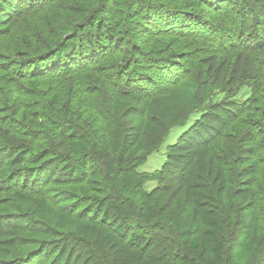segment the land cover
Returning <instances> with one entry per match:
<instances>
[{"label": "rangeland", "instance_id": "obj_1", "mask_svg": "<svg viewBox=\"0 0 264 264\" xmlns=\"http://www.w3.org/2000/svg\"><path fill=\"white\" fill-rule=\"evenodd\" d=\"M230 1H232L229 4L230 9L219 13L214 8H209V2L206 0H52L47 4L40 5L38 9L24 6L14 23L11 18L5 19L6 23H3L4 25L10 24V30L0 36V80H5L7 75L10 77L9 73H11L18 82H26L27 78L19 76V69L24 68L22 65H29L28 61L31 58L56 48L66 37L74 38L76 43L80 41L84 33L91 37L88 25L92 21L100 19L106 26L103 33L104 42L101 40L94 42L92 39L95 37H91L90 40H87L86 46L78 52V56H81L82 60L86 56L91 58L87 62L82 61L87 66L76 68L75 71L47 73L45 76L55 78H45L41 81L42 84L53 85L54 80L52 79H56L63 87L62 93L64 91L66 95L71 96L73 107H76V110H70V114L74 115L73 121L75 122L73 124L66 123L62 129H59L58 125L52 123L55 136L50 134L51 139L47 140L46 144L43 143L44 148L52 153L57 152L60 156L59 159L67 158L69 152L66 143L68 142V133H70L68 127L71 128L73 125L79 133L92 138L91 152H97L98 159L88 162L89 174L86 177L76 178L70 183L58 181L60 180L58 178L59 168H62L63 163L55 164V177L58 180L53 187L73 190L79 195V200L54 203L48 202L44 196H40V203L32 200L30 203L33 204V207L39 206L38 214L33 213L40 220L39 222L45 220L55 227L59 222V226L62 228L71 226L73 220L70 218L73 217H61L56 211L71 210L69 214L73 215L72 209L77 205L88 206L89 202L85 198L89 194L95 193V188L101 184V181L106 180L104 177L106 175V177L109 176L111 179L114 177L118 180L121 188H127L130 185L123 192L124 194L120 193L124 199L133 198L131 196L133 188L136 184L139 185L140 194L137 195V198L146 201L145 207L142 208L146 211L142 212L140 207H143V204L139 202L137 216L146 222L145 228L151 233L156 230V225L164 228L163 236L155 243L160 246V249H164L172 242L173 247L168 251L171 264H193L192 261L196 264H216L213 262V256L209 250L193 249L189 243L180 240L172 223L171 213L174 211L183 212L187 219L195 213L199 215L221 213L224 215L222 218L226 231L223 237L224 260L220 264H264V201L260 200L255 205V181L257 180L259 190H262L264 184L262 179L255 176L256 159L253 152L247 145L243 146L244 151L240 153V159L236 163V172L239 171V173L237 172L233 176L225 168L224 178L221 179L222 185L217 182L218 176L221 175L220 166L209 168L210 160L207 152L212 149L215 143L221 142V148L227 147L229 144L223 142L224 139L220 136L211 139L205 146L204 144L207 142L205 138L201 140L202 143L200 140L183 143L187 138H181L191 130L194 121L200 117V115H195L190 121H187L189 113L197 104L203 102L204 105L213 93V89L226 91L227 96H233L239 92L237 98L241 101L250 96L254 97L255 95L252 93L256 89H264V79L253 83L248 75L241 76L242 71L232 78L228 73L224 78L219 73L218 67L220 68L221 65L217 64V60L224 59V57L228 65L230 63V65H239L241 62V65L246 63L250 67L255 65V57L257 58L255 51H250L255 50L251 46L252 43L247 47L244 44L249 49L244 48L243 50L244 46L236 44V40H234L233 42L238 46L226 50V53L223 54H219L215 48L212 49L215 44L218 45L227 39V33H219L216 29L230 27L228 16L239 13L246 19L245 15L250 8L249 5L242 0H228L227 2ZM161 7L166 8V14ZM139 10H145V13L138 16L137 11ZM171 11H174L173 16L182 15L178 24L174 17H172L174 21L171 22L172 20L169 18ZM186 12L189 13L186 14ZM195 14H199V18L193 17ZM204 18L215 23L214 29L217 33L214 38L205 39L202 35L208 31L209 27V22ZM248 19L250 21L252 19L250 14ZM249 24H253V22H249ZM74 25L77 28L73 29ZM195 25H198L200 30ZM1 27L3 25H0ZM260 40L262 45L264 38L260 37ZM136 52L143 55L138 58L135 55ZM231 55H233L232 59ZM227 57L228 59H226ZM43 59H46L43 61L45 65H60L58 63L50 64L48 58ZM151 59H155L153 60L155 65H161L164 68L161 73L163 80H159L158 85L152 86L151 90L138 88L137 83L141 79L140 75L145 73L140 70L143 69L141 61L146 60L150 65H153ZM35 64L38 65V62ZM5 66L8 68L6 69ZM155 68L157 69V67ZM33 69L30 72H34ZM27 70H31L30 66H27L26 72ZM226 70L225 72H227ZM32 75L29 74V76ZM243 84L245 85L241 89L236 88ZM252 84H255L254 88H251ZM11 85L2 84V88L15 89L11 92H16L15 96L19 99L20 95L17 93L19 91H17L16 85L12 83ZM120 90L133 93L127 96L119 92ZM30 95L23 92L21 98ZM215 101L217 100L214 99ZM99 103L104 104L114 115L124 119L127 144L122 154H118L112 149L113 139L110 129L113 126L99 116ZM5 104L7 105L6 102ZM9 104L8 107H12V103ZM53 104L51 105L54 108L56 105ZM67 104L68 98L67 102L62 103L61 109L64 112H68ZM50 111L53 112L50 114L52 120H57L53 118L54 110ZM13 114L10 109L8 113L4 112L2 115L10 117V119L17 116L18 120H22L23 111L14 116ZM62 118L67 119V117ZM35 123L34 127L30 128L31 131L50 133V129L43 128L45 120L41 119ZM233 123V120H227L222 125L225 126L223 131L229 132ZM175 125L178 126L168 134L170 128ZM36 135L38 134H33V136L39 137ZM165 137L167 138L162 145ZM171 146L176 149L175 154L172 155L170 154ZM159 147L161 149L158 152L151 155L148 161L143 162L142 156L148 150H158ZM167 150L168 157L174 165L172 167H170L171 164L164 165L168 159ZM25 151L21 152L24 153V156L15 154L7 160L1 158L4 166L2 171L0 169V174L21 171L28 167L33 168L28 164L30 156L28 151ZM260 154L258 153L257 156ZM104 169H106L105 174H103ZM50 171L51 168H48L46 175L41 179L46 177ZM175 171H181L177 174H181L178 179L189 172H194L199 185H202L203 188L195 190L193 197L186 196L184 191L177 192L178 190L175 192L172 190L169 193H152L159 186L163 185L162 189L170 186L168 179ZM37 182H41L39 185L47 184L46 187L50 185L48 179L47 182L45 181L46 183L44 179ZM192 182H196V177ZM106 183V192L109 195H116L115 191L111 190L110 184L107 181ZM232 183L233 185H231ZM145 194H152V196L148 200ZM101 195L106 197L105 194ZM259 196L261 199L263 195ZM111 203L114 204L113 201ZM232 205L238 207L239 212L241 208V212L247 215L245 224H241V220L236 221V209ZM3 212L8 214L10 210L6 209ZM144 212L148 213L146 217ZM78 213L81 214L79 210ZM137 216L133 218L134 221L138 220ZM93 221L97 222L96 219ZM72 226L77 225L73 224ZM72 228L75 229V227ZM112 228L113 225L105 228L110 236L109 242L105 240L107 242L105 244L110 245L115 242L113 247L116 259L125 260L124 262L128 264L138 262L140 253L137 250L135 253L129 251V247L123 240L118 236H112ZM210 228L208 225H202V229ZM150 239L153 242L152 236ZM23 243L17 249L16 255H23L21 257L28 259L27 256L37 250V246ZM122 247L125 249L122 250ZM9 248H12V244ZM155 253L150 251L152 255ZM201 256L204 257V263H201ZM12 257L0 260V264H10V261L16 258ZM0 258H5V256L0 255Z\"/></svg>", "mask_w": 264, "mask_h": 264}, {"label": "trees", "instance_id": "obj_2", "mask_svg": "<svg viewBox=\"0 0 264 264\" xmlns=\"http://www.w3.org/2000/svg\"><path fill=\"white\" fill-rule=\"evenodd\" d=\"M49 1L52 0H0V25H3V27L0 28V36L8 33L10 30V24L4 25L3 23L7 17L11 18L12 23H14L24 6L38 9L40 5L47 4ZM206 1L209 2V8H214L215 11L219 13L228 11L230 9L229 4L232 2H227L228 0ZM242 2L248 4L250 7L245 15L246 19L239 13L228 16L230 27L228 29H216L219 33H227V39H225L226 41L223 40L218 45L215 44L212 49L215 48L219 54H223L226 53V50L238 46L235 45L233 42L234 40H236V44H242L243 46L245 44L246 47L252 43L251 46H253L255 50L250 51H255L258 58L255 57L256 67L255 65L250 67L246 63L241 65V62L239 65H230V63L229 66L228 63L225 62V57L224 59L217 60V64L221 65L220 68L218 67V70L223 78L226 76V73L232 78L242 71L241 76L248 75L254 83L257 80L264 79V43L261 45L260 40V37L264 38V0H242ZM18 9L19 11L17 12ZM161 9L165 14L167 13L166 8L161 7ZM137 12V15L141 16L145 13V10H139ZM173 12L174 11L170 12L169 18H171V22L174 21L172 17L176 18L178 24L182 19V15L173 16ZM188 13L189 12H186V14ZM165 14H163V16H165ZM249 14L252 16L251 21L248 19ZM193 17L199 18V14L193 15ZM201 17L202 15L200 18ZM204 19L209 22V27L208 31L202 35L205 39L214 38L215 33H217L214 29L215 23L207 18ZM249 22H253V24H249ZM104 27L106 28L105 23L100 19L92 21L88 25L90 33L92 34L91 37H95L92 41H105L103 38V33L105 32ZM195 27L199 29L198 25H195ZM74 28H77V26L74 25L73 29ZM249 29H251L250 32H248ZM91 37L87 35V33H84L77 43L74 38L66 37L56 48L40 56L31 58L28 61L29 65H22L24 68L19 69V76L27 78L26 82L16 81V78H13V74L11 73H9V75H11L10 77L7 75L5 80H0V169L2 171L4 166V164L2 165V159L7 160L15 154L24 156V153H21L24 150H26L25 152L28 151L30 156L28 164L33 167H28L21 171L2 172L0 174V255L5 256V258H0V260L9 259L12 256L19 258H14L16 260L12 259L10 264H128L124 262L125 260L119 261L118 258L116 259V253H114L113 247L115 242L110 245L105 244L107 243L105 240L108 242L110 240L108 232L105 231V228L109 225H113L111 230L112 236H118L119 239L123 240L129 247V251L135 253V250H137L140 253L137 259L138 262L135 264H171L168 251L173 247L172 242L170 246L166 245L164 249H160V246H157L155 243L156 240H159L160 237L163 236L164 228L160 225H156V230L151 233L145 228L146 222L137 216V211H139L137 204L139 202L143 204V207H140L143 212L144 209L142 208L145 207L144 204L146 203L143 199L137 198V195L140 194L138 190L139 185L136 184L133 188V193L131 195L133 198L128 197L124 199L120 193L124 194L123 192L127 190L130 185L127 188H121L118 184V180L114 179V177L111 179L109 176L106 177V175H103L106 173V169H104L103 174H101L106 180H104V182L101 181V184L95 188V193L89 194L85 198V200L89 202L88 206L83 205L82 207L77 205L72 209L73 215L69 214L71 210L62 209L56 211L61 217H73L70 218L73 220L71 226L62 228L59 226L58 222V226L55 227L52 223L45 220L39 222L40 220L34 215L38 214L39 206L33 207V204L30 202L32 200L39 202V199H41L40 196H44L48 202L54 203L79 200V195H77L75 191L65 188L56 189L53 187L58 180L57 177H55V164L60 165L61 162L63 163L62 168H59L58 178L60 180L58 181L70 183L76 178L80 179L86 177L89 174L88 162L98 159L97 152H91V147L93 146L92 138L87 137L88 135L85 136L79 133L75 130L76 128H74L73 125L71 128L68 127L70 133H68V142L66 143L69 152L67 158L61 157V159H59L60 156L57 152L52 153V151L44 148L45 145H43V143L46 144L47 140L51 139L50 134L55 136L53 124L58 125L59 129H62L63 125L66 123L70 125L75 122L73 121L74 115L70 114V110H76V107H73L71 96L66 95L64 91L62 93L63 87L56 79H52L54 80L53 85H45L42 84L41 81L45 80V78H55L45 76L47 73L68 72L70 70L75 71L76 68L79 69L87 66L84 63L91 58L86 56L85 59H83L85 62L82 63V57L78 56V52L86 46L87 40H90ZM210 45H212V42H210ZM245 46L242 47L243 50L246 48ZM135 55L140 58L143 54L136 52ZM228 57L226 59H228ZM43 58H48L50 64L58 63L60 65H45L43 61L46 59ZM156 58L159 59V57ZM232 58L233 55H231V59ZM153 60V65H150L146 60L141 61L143 69L140 70L145 71V73L140 75L141 79L137 83L138 88L151 90L152 86L156 87L158 85L159 80H163L161 73L164 68H162L161 65H155ZM37 62L38 65L35 64ZM27 66H30L31 70H27L26 72ZM5 67L6 69L8 68V66ZM155 67H157V69ZM32 69L34 72H30ZM225 70L227 72H225ZM29 74L33 75L29 76ZM11 83L16 85L15 87H17L16 89L19 91L17 93L20 95L19 99L15 96L16 92H11L15 89L8 90L6 87L4 89L2 88V84H5V86H12ZM244 85L245 84L239 85L236 88L241 89ZM254 85L255 84H252L251 88H254ZM23 92L31 95L21 98ZM119 92L127 96L133 93L127 90L126 92H124V90H120ZM148 93L151 94L150 92ZM238 93L239 92L233 96H227L226 91H215L213 89V93L205 101L204 105L203 102L197 104L189 113L187 121H190L195 115H200V117L194 121L191 130L181 138H187L183 143L188 141L195 142L196 140H200L201 142V140L205 138L207 139V142L204 144L205 146L211 139L220 136L224 139L223 142L229 144L227 147L221 148V142L215 143L212 149L207 152L209 153L210 160L209 168L215 167L216 165L220 166L221 175L217 178V182L220 184H222L221 179L224 178L225 175V168L229 173H232L233 176H235L237 172L239 173V171L236 172V163L237 160L240 159V153L244 151L243 146L247 145L256 159L255 176L262 179L264 184V89H256L255 92L252 93L255 96H250L244 101L237 98ZM146 96L150 97L149 95ZM23 98L25 99L22 101L21 99ZM67 98L68 112L65 111V113L61 107L63 102H67ZM214 99L217 101L214 102ZM9 103H12V107L10 108L8 107V105H10ZM51 104L56 105L54 106L55 109ZM10 109H12L14 113L13 116L23 111L22 120H18L17 116L10 119V117L2 115L4 112L8 113ZM51 109L55 112L53 118L57 120H52L50 117V114H53V112L50 111ZM98 111L99 116L113 126L110 129V135L113 139L112 149L118 154H122L127 144L126 132L124 129L125 125L123 123L124 119L114 115L102 103H99ZM62 117H67V119L64 120ZM41 119L45 120L43 128L46 127L50 129V133H45L44 131L35 133L30 130V128L32 126L34 127L36 124L35 122ZM227 120L234 121L229 132L227 130L223 131L225 126H222ZM176 126L178 125L171 127L168 134ZM33 134H38L36 136L39 137H35ZM166 138L167 137L163 139L162 145ZM101 142L100 144H102ZM103 146L106 148L105 145ZM161 147H159L158 150H148L146 154L142 156L143 162L146 160L148 161L149 157L155 152H158ZM173 147L174 146H171L170 149L171 155L176 152V149ZM258 153L261 154L257 156ZM4 154H6V157H4ZM51 155H53L52 158H50ZM166 155L168 157V150ZM164 165H170V167L174 166L169 157ZM48 168H51V171L43 179L44 182H47L48 179L50 185L47 187V184L39 185L41 182L37 181L43 180L41 177L46 175V170ZM180 172L175 171L168 179L170 180V186H166L165 189H162L163 185L159 186L152 193H169L172 190L173 192L178 190L177 192L184 191L186 196L193 197V192L195 190L203 188L202 185H199L197 176L194 172H189L178 179V176L181 174H177ZM195 177L196 182L193 183L192 181ZM106 181L110 184L111 190H114L116 195H109L108 192H106ZM73 184H76V182H73ZM231 185H233V183ZM101 194H105L106 197H103ZM259 195H263L261 199H259ZM146 196L149 200L152 194ZM260 200L264 201V186L262 190H259L256 180L255 205ZM112 201L114 202L113 205L111 203ZM234 208L236 209V221L241 220V224H245L247 215L241 212V208L240 212L238 207L235 206ZM6 209L10 210V213L6 214L3 212ZM78 210L81 214L78 213ZM147 215L148 213L144 216L146 217ZM231 215L233 217L232 213ZM136 216L138 220L134 221L133 218ZM140 217L142 216L140 215ZM223 217L224 215L221 213L212 215H199L195 213L187 219L183 212L174 211L171 213L172 223L180 240L184 243H189V246L193 249L209 250L213 256V262L216 264H220L224 260L225 243L223 237L226 231L222 222ZM93 219H96L97 222L93 221ZM233 220L235 221V218ZM73 224L77 226H72ZM203 224L211 228L207 230L202 229ZM72 227H75V229ZM150 236L153 237V242ZM22 242L37 246V250L27 256L28 259L21 257L23 255H16L17 249L22 245ZM11 244L12 248H9ZM124 249L125 247H122V250ZM150 251L156 253L152 255ZM72 257H74V259H72ZM112 257L113 260H111ZM200 259L202 261L201 263L205 262L203 256H201ZM192 263L196 264L193 261Z\"/></svg>", "mask_w": 264, "mask_h": 264}]
</instances>
